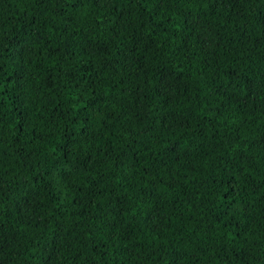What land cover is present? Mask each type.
Listing matches in <instances>:
<instances>
[{
	"label": "trees",
	"instance_id": "1",
	"mask_svg": "<svg viewBox=\"0 0 264 264\" xmlns=\"http://www.w3.org/2000/svg\"><path fill=\"white\" fill-rule=\"evenodd\" d=\"M71 3L0 0V264H264V0Z\"/></svg>",
	"mask_w": 264,
	"mask_h": 264
},
{
	"label": "snow or ice",
	"instance_id": "2",
	"mask_svg": "<svg viewBox=\"0 0 264 264\" xmlns=\"http://www.w3.org/2000/svg\"><path fill=\"white\" fill-rule=\"evenodd\" d=\"M84 2V0H72L71 6L73 8H76L78 5H82ZM94 3H96L98 6L101 3V0H93ZM132 3H137L139 4V6L141 8H143L145 15L143 16V18L139 21V23L136 25V27H149V25L152 23L151 18L154 16H157L160 14V9L165 7L168 3H171L172 0H131ZM175 2L179 3L180 0H175ZM205 2L209 5L210 8L214 9L215 7L219 6L221 3V0H205ZM232 3H237L239 2V0H231ZM105 4H108L111 7H117L116 4L112 3V0H104ZM152 5V8L149 9V5ZM187 15H189V13H186V21H187ZM118 17L120 19L123 18V13L120 12L118 13ZM160 26V22L157 21L156 22V27ZM117 31H119V29H117ZM149 31H154L153 28H150ZM164 31H167L166 29H164ZM73 79H75V77H73ZM73 143H75L73 141ZM72 148H68V152H72ZM89 159H91V156H88ZM162 183V181H159ZM81 191H83V189H81ZM96 194V193H93ZM87 195V194H86Z\"/></svg>",
	"mask_w": 264,
	"mask_h": 264
}]
</instances>
